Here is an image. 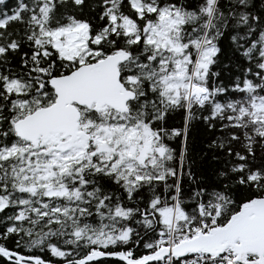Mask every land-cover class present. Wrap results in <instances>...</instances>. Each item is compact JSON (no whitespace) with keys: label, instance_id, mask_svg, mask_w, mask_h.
I'll list each match as a JSON object with an SVG mask.
<instances>
[{"label":"snow or ice","instance_id":"6c2138e0","mask_svg":"<svg viewBox=\"0 0 264 264\" xmlns=\"http://www.w3.org/2000/svg\"><path fill=\"white\" fill-rule=\"evenodd\" d=\"M0 264H264V0H0Z\"/></svg>","mask_w":264,"mask_h":264}]
</instances>
